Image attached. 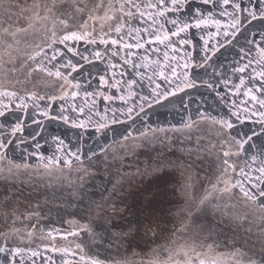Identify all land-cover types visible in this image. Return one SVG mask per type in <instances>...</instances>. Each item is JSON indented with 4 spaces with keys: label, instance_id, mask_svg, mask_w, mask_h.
<instances>
[{
    "label": "water",
    "instance_id": "95a60500",
    "mask_svg": "<svg viewBox=\"0 0 264 264\" xmlns=\"http://www.w3.org/2000/svg\"><path fill=\"white\" fill-rule=\"evenodd\" d=\"M54 2L51 15L34 17L33 26L28 27L27 17L31 11L22 13L20 9L30 10L35 4L44 3L51 7L53 0H0V27H11L13 31L21 27L28 29L15 37L5 36L0 31V91L16 92L26 99L33 93L43 96L45 99L35 101L39 109L47 108L50 115L58 116L64 108L63 114L70 120L84 121L88 126L73 128L62 120L46 119L33 106V100H27L26 112L17 111L18 100L0 96V104L9 105L10 109L0 117V124L4 125L0 128L3 133L0 138L12 140L0 155V247L24 249L23 255L15 258L16 264H33V261L35 264H84L81 255L85 260L94 259L103 264H187L188 261L199 264L200 260L205 264H249V261L261 264L264 260V207L260 201H264V197L254 203L244 197L239 187H231L240 180L252 189L259 173L251 156L259 147H250V142L239 155L224 157L223 152L230 147L236 152L234 146L225 142L224 133L228 130L201 116L232 119L233 136L260 129L259 124L253 123L256 117L241 123L230 116V111L237 110L233 102L238 108H251V102L244 103L249 97L243 93L247 88L259 87V78L249 81L248 75L252 68L260 69L257 60L261 57L257 47L247 41L253 38L260 41V33H264V18L258 16L253 20L249 16V11L259 12L264 5L259 0H235L245 9L238 13L242 24L235 38H225L222 31L227 29L231 17L221 13L232 12L231 3L225 8L219 3L214 6L212 2L187 0L179 11L168 12L167 19L157 17L158 23L153 25L149 13L155 10L144 7L149 0H132L141 5L143 17L131 4L125 5V11H132L133 17L119 12L125 0ZM106 12L118 18L124 16V19L104 20ZM40 16L44 17L45 13L41 11ZM200 18L210 23L200 29L192 26L180 37L170 36L177 48L175 52L171 46L166 47L169 41L161 44L152 37L154 30L163 35L159 24H164L165 31L174 30L167 20L178 19L181 23L195 25ZM61 20L66 21V25L61 24ZM212 20L220 21L221 34L217 35L218 29ZM118 22L124 23L120 34L110 31L109 27ZM82 25H87V29ZM135 29H140L139 36ZM85 30L96 37L95 44L86 40L53 43L68 32ZM100 38L109 43L101 44ZM181 38H190L193 44L181 46L178 44ZM112 39L119 43L113 46ZM138 39L144 44L143 48L121 47L123 43L135 44ZM204 40L209 41L210 49L217 46L218 41L224 46L201 68L198 65L206 55ZM8 44L13 46L9 48ZM68 47L79 55L68 52ZM241 48L245 51L241 52ZM95 51L103 54L102 60L89 64L81 59V56L91 58ZM113 51L118 55L113 56ZM129 51L133 55L128 58L143 66L124 64L121 57ZM186 52L193 58L188 69L182 67L185 61L181 59ZM54 54L57 58L51 60ZM31 56H35V60L30 59ZM67 59L77 64L76 72L60 67ZM249 60L252 65L245 73L232 72L234 67L247 64ZM109 61L117 67L110 70ZM41 64L53 72L59 68L69 80L78 83L79 88H62L64 82L41 71ZM172 67L177 74L188 71L189 76L196 79L197 87L186 88L155 103L152 89L157 84L161 85L158 91H171L180 83L179 80L167 82L160 76L163 72L173 81ZM113 71L115 80L121 82L119 89L100 84V75L112 84ZM242 75L246 86L234 94V86L239 84ZM223 79L230 81L227 86L222 83ZM129 80L137 82L130 90L125 83ZM205 81L218 87L214 91L203 83ZM65 91L78 94L60 99ZM100 92L114 99L105 100ZM51 96L57 99L49 100ZM121 96L127 102L119 99ZM141 97L149 99L144 101ZM133 105L131 119L119 111ZM73 106L77 111H72ZM80 107L84 108L83 113L79 112ZM113 110H116L115 115ZM102 117L108 127L97 132L95 124L104 122ZM114 118L120 122L112 123ZM17 122L22 123L23 131L13 137L10 131ZM186 124L192 127H185ZM53 137L63 139L66 146L63 151L57 150ZM253 142L259 146L261 139L254 137ZM69 153H76L79 160ZM56 157H60L59 161L50 164V159ZM65 157L71 160L70 166L64 163ZM224 159L229 160L235 171L224 172L227 167L222 163ZM241 168L253 178L252 183L241 175ZM226 182L230 188L227 192L222 191ZM130 224L136 225L138 231H131ZM145 224H151V230L140 226ZM28 233H32L31 237ZM77 244L81 245L82 252L76 248ZM29 250L39 255L33 257ZM11 260V256L0 253V264Z\"/></svg>",
    "mask_w": 264,
    "mask_h": 264
},
{
    "label": "snow or ice",
    "instance_id": "6c2138e0",
    "mask_svg": "<svg viewBox=\"0 0 264 264\" xmlns=\"http://www.w3.org/2000/svg\"><path fill=\"white\" fill-rule=\"evenodd\" d=\"M187 2V0H155V2H152V0H149V3H147L144 7L146 8H150V9H154V13H149L150 16H152V23L153 25H156L158 23L157 17L160 18H164L167 19L166 14L168 12H177L179 11ZM203 3L208 4L210 2L213 3L214 6L217 5V3H219V5L224 6L225 8L227 6L230 5L231 3V7L233 9L232 12H227L224 11L221 14L222 15H229L231 17V22L230 24L227 26V29H231V31L225 29L222 31V34L225 38L228 37H232L235 38L240 30L241 27V20L239 18L238 13L240 11H243L245 9H241V5L239 3H236L235 0H202ZM261 5H264V0H259ZM126 4H131L132 7L136 8L137 11L139 12V15L141 17H143L145 15V13L143 11H140L141 5L138 4H134L132 3V0H125V4H121L120 8L118 9L119 12L123 13L124 16H128V17H133L135 14L128 10L125 11V5ZM55 7V2L53 0V4L50 7L47 3L44 4H35L33 6L32 9H20V11L23 13L25 11H31V15L27 17L29 23H28V27H32V19L35 18H47L48 15L52 14L53 8ZM41 11H43L45 13L44 17L40 16ZM197 13L199 14V10H196ZM211 15V14H210ZM124 16L121 17H117L115 14L113 15H108V13L106 12L104 17L102 19L104 20H113V19H118L120 21H123ZM249 16L254 20L257 19L258 16L260 18H264V7H261L259 9V12H257L255 9L252 11H249ZM90 19H94V17H90ZM168 23L172 24L174 26V30H172L171 32L169 31H165L164 30V24H159V30L163 32V35L158 34L157 31H153L152 32V37L154 39L155 42H159L161 44H163L165 41H169V45L167 46H171L173 48V51H177L176 45L172 44L170 41V36H175V37H180V34L183 33H187L188 29L192 26H194L197 29H200L202 25H208L210 23V21L208 19H197L195 22V25H190L189 23H181L178 19H170L167 20ZM61 24H65L66 25V21L61 20L60 21ZM211 23L215 24L218 32L217 35L221 34V30H220V21L218 20H212ZM81 27H84L85 29H87V25H82ZM103 27V26H102ZM110 27V31H114L116 34H120L122 31V28L124 27V23L122 22H118L114 27H112L111 25ZM28 29L27 28H17L15 31H13L11 29V27H0V31H2V33L5 36H11V37H15L17 35L18 32H26ZM94 31V29H93ZM133 29H129V32H132ZM137 35L139 36L140 34V29H135L134 30ZM145 31H147V29H145ZM53 37L56 36V33L53 32L52 33ZM209 35H213L212 33H209ZM253 36H255V34H253ZM201 39H203V37H201ZM79 41V40H86L88 43L91 44H95L97 42L96 37H94L92 35L91 31L85 30L82 32H68L67 34H65L62 37H59L57 39L53 40V43H61L64 44L67 41ZM101 44H105L107 45L109 43L108 40L104 39V38H100L99 41ZM153 40H149V43H152ZM229 43L231 42L230 40L228 41ZM119 43L118 40L116 39H112L111 40V44L113 46L117 45ZM248 44L251 45H255L258 49V55L261 57L260 60H257V64L260 66V69L257 70V68H252L251 72L248 75V80L252 81V80H256L257 78H259V87L258 88H247L246 91H244V96L249 97V101H245L244 103L247 104L248 102L252 103V107L249 108L247 106L243 107V108H238V106L235 105V103L233 102V107L237 108L236 111H230V116L231 117H235V119L237 121H240L241 123H243L245 120H251L253 117H256V119L253 121V123L259 124L260 125V129L257 130H250V134L248 133H238L237 135L233 136L231 135L232 129L234 128V122L232 119L230 118H224L221 117L219 119L215 118V117H208V116H201V119L204 120H208L211 119L213 123L220 125L221 129H227L228 131L226 133H224L225 137H226V143H228L230 146H234L236 148V152L233 153L231 151V147L229 148V150L224 151L223 155L224 157H230L233 154L239 155L241 151L244 150V146L246 144H250V142H252L250 144V147L252 148H257L259 147V150L256 154L251 156V161L252 164L255 165V171L259 173V175L257 177H255V183H252L253 178L248 174L244 172V169L241 168L240 172L241 175L247 179L250 183H252V189H255V191H253L252 189H249L247 187H245V185L243 184L242 181L237 180L235 182V184L231 185V187H239L240 192L243 193L244 197L249 200L252 201L254 203H256L258 201L259 198L264 197V187H262V185H264V33H260V41H257L256 39H251L247 41ZM178 44L183 46V45H192L193 41L190 38H181L178 40ZM209 41L208 40H204V48L203 51L206 53V55L204 56L202 62L198 65L199 67H204L209 60L212 59V55H215V52L219 50V47H223L224 45L219 43V41L217 42V46L212 47L211 49L208 47ZM13 45L12 44H8L7 47L11 48ZM122 48L124 49H132V48H143L144 44L142 42H140V40L138 39L137 42L135 44H129V43H123L121 45ZM241 52H244L245 49L241 48L240 49ZM68 52H71L73 55H79V53L72 47H68ZM211 52V55H208L207 53ZM36 55H39V53H36ZM113 56L118 55L117 51H113L112 52ZM133 55V53L131 51L127 52L125 56H122L121 59L124 61V64H132L133 67H141L143 65H138V64H134L133 61L131 59H129L128 57H131ZM30 59L35 60V56H31L29 57ZM56 55L54 54L51 57V60H56ZM165 58L167 59V53H165ZM245 57H242V59H244ZM81 59L84 60L86 63L91 64L93 62V60H102L103 59V54L100 51H95L94 55L90 58L88 56H81ZM146 59V57H145ZM173 59H175V57H173ZM183 59L185 62L183 63L182 67L184 69H188L189 65L193 63V58L190 52H186L185 55L181 58ZM252 65V61L249 60L247 64H243L242 66H238V67H234L232 69L233 73H245ZM180 65L177 64V67H179ZM61 68H71V70L73 72H76L78 70V66L77 64H74L73 61L71 59H67L66 63L60 65ZM82 67V66H81ZM117 67L116 64L112 63L111 61H109V68L111 69H115ZM40 70L41 71H45L47 72V74L49 76H54L60 80H62L64 83L61 85V87H65L68 86L70 88H79V84L78 83H74L72 80H69L67 78V76L61 72L59 70V68H57L56 71H52L50 69H47L43 66V64L40 65ZM171 73L172 76L175 78L173 81H169V77L165 76L163 72L160 73V76L167 82L170 83H175V80H179L180 83L175 84V88L174 90L169 91L168 89H164L163 91H158V89L161 88V85L157 84L155 88L152 89V93L153 96L155 98L154 102L155 103H160L161 99H167L169 96H173L176 95L177 92L180 91H184L186 88H195L197 87V82L196 79L194 77H190L189 76V72L188 71H184L180 74H177L176 72V68L172 67L171 68ZM113 75V80L114 82L112 84L109 85V82L107 79H105L104 75H100L99 80H100V84L101 85H105L108 86L109 88H118L119 89V85H120V81L119 80H115V76L116 73L115 71L112 72ZM121 76L124 75L123 72L120 73ZM137 75H139V73H137ZM223 75V74H221ZM229 80L228 79H223L222 83L227 86L229 84ZM129 88V90L132 88L133 85H135L137 82L136 80H129L125 82ZM206 84V86L208 88H211L215 91V88L218 87V85L214 86L212 83H208V82H203ZM246 86V81L244 76H240L239 78V84L234 86V94H238L241 87ZM255 93H259V95L254 94ZM78 93L75 91L72 92H68L65 91L63 93L62 96H60V99H65L66 97H68L69 95H71L72 97H75ZM86 96H91L92 93H85ZM100 96H102L105 100H112L114 99L113 96L111 95H106L104 92H100L99 93ZM133 93L131 91H129V96H132ZM218 96H220L221 100L224 99L223 95L221 93H217ZM0 96H7L10 98H13L15 100H18L19 102L16 104V109L17 111L20 112H26L28 109V102L27 100H33L34 104L33 106L37 109H39V105L38 103H35V101H39V100H43L45 99V97L43 96H36L35 93H33L31 96H29L27 99L24 96H17L16 92H8V91H0ZM49 100L54 101L55 99H57V97L55 96H51L48 97ZM119 99L121 100H125L124 96L119 97ZM142 100L147 101L149 98L148 97H141ZM125 102H127L125 100ZM92 106H95V101L92 102ZM151 106V105H149ZM9 109V105L7 104H0V117L5 116L6 112H8ZM80 113L84 112V108L80 107L79 109ZM135 110V105L128 107L127 110L125 111L124 109H120L119 111L121 112L122 115H126L128 116V118H132V113ZM40 111V115H42L43 117H45L46 119H51V120H62L65 124H71V127L73 128H86L88 125L84 122V121H76V120H70L69 116L64 115L63 113L65 112L64 108L60 109V115L58 116H54V115H50V112L47 108L44 109H39ZM72 111H77V108L75 106H73ZM115 111L113 110V114L115 115ZM144 111L143 105H140V112ZM137 115H139V113H136ZM102 119L104 120V122H97L95 124V130L97 132H101L103 129L108 127V122L105 118L102 117ZM90 120V118H89ZM112 123H118L120 121L116 120L115 118L112 119L111 121ZM34 123L40 124L42 123L41 121H34ZM4 125L0 124V128H3ZM185 127H192V124H186ZM23 131V127H22V123L21 122H17L15 124L14 127L11 128L10 134L11 136L15 137L17 133H20ZM37 135H39V133H37ZM3 136V133H0V137ZM259 138L261 139V144L259 146H257L256 143L253 142V138ZM35 138V137H33ZM128 137H125V139H127ZM53 141L57 143V150L58 151H63V148L66 147L64 144L63 139H61L60 137H53ZM23 142V141H21ZM12 143V140H7L5 141L4 139L0 138V155L3 154L4 149H6L8 147V145H10ZM36 147L39 148L40 145L36 144ZM70 156L75 157L77 160H79V156L76 155V153H69ZM43 159V158H42ZM60 159V157H56L55 160H51L49 161V163H54V162H58ZM64 163L66 165H71V160H69L67 157L64 158ZM223 165L227 166L225 167L223 170L225 173H227L228 169H232V171H235V167L229 163L228 159H224L223 160ZM49 165H45V167H48ZM249 166V165H246ZM19 167V166H18ZM24 167H27V165H24ZM250 167V166H249ZM222 191H230L229 186L227 185L226 182V186ZM261 207H264V201H260ZM114 227H118V225H113ZM141 227H145L147 230H151V224H145V225H140ZM130 230L131 231H138V228L136 225H132L130 224ZM18 231V230H17ZM29 237H31L32 233H28ZM73 235H75V233H73ZM124 235H127V233H125ZM49 236H51V233H49ZM5 239H7V237H5ZM77 249H80L81 252L83 251L82 247L80 244L76 245ZM31 252V256L35 257L38 256L39 253L36 251H32L29 250ZM61 251L66 252L67 249H62ZM0 253H6L8 256L12 257V260L8 262V264H16V260L15 258L17 256H22L24 253V249L20 248V247H16V248H9L6 245L0 247ZM81 261L84 262V264H103L102 261H98V260H94V259H88L85 260V256L81 255ZM33 264H35V262L33 261ZM187 264H193L192 261H188ZM199 264H205L204 260H200ZM249 264H255V262L253 261H249ZM261 264H264V260L261 261Z\"/></svg>",
    "mask_w": 264,
    "mask_h": 264
}]
</instances>
